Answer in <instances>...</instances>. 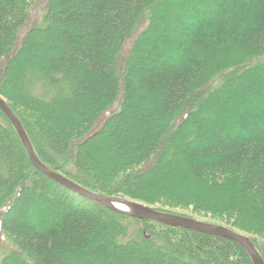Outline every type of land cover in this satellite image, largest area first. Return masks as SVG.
I'll return each mask as SVG.
<instances>
[{"label":"trees","instance_id":"1","mask_svg":"<svg viewBox=\"0 0 264 264\" xmlns=\"http://www.w3.org/2000/svg\"><path fill=\"white\" fill-rule=\"evenodd\" d=\"M38 1L0 0V96L38 160L97 195L219 220L264 262V0H177L186 20L154 36V0H47L33 17ZM103 138L100 165L90 148ZM0 233L11 243L0 264H253L233 241L52 182L1 111Z\"/></svg>","mask_w":264,"mask_h":264},{"label":"water","instance_id":"2","mask_svg":"<svg viewBox=\"0 0 264 264\" xmlns=\"http://www.w3.org/2000/svg\"><path fill=\"white\" fill-rule=\"evenodd\" d=\"M0 111L14 127L17 137L19 138L21 145L25 149L32 166L52 182L64 187L77 196L96 202L117 214L126 215L137 220H151L164 226L184 228L188 230L217 235L224 239L233 241L239 244L244 249L253 264H264L263 260L255 250V248L252 246L249 239L246 236L236 233L227 227L212 225L205 222L196 221L191 218L181 217L168 213H160L147 206L126 199L97 195L77 185L61 174L48 169L45 165H43V163L38 160L21 123L13 114L11 109L7 106L6 101L1 96Z\"/></svg>","mask_w":264,"mask_h":264},{"label":"rangeland","instance_id":"3","mask_svg":"<svg viewBox=\"0 0 264 264\" xmlns=\"http://www.w3.org/2000/svg\"><path fill=\"white\" fill-rule=\"evenodd\" d=\"M171 2L172 3H177V0H154L153 1V5L151 6V9L157 15H156V18H152L151 27H150V30H149L151 32L150 33L148 32V33H145V34L152 35V36L157 35L158 34L157 30H158L159 25L160 26L163 25L166 21H169L170 23H173V22L176 21V19H180L181 21H185L186 20L184 17L177 18L178 17L177 12H175V11H173V9H171L172 8L170 6ZM46 3H47V0H40V1L36 2L32 6L31 11H32L33 17H35L38 13H41L44 10V7H45ZM140 30L141 29L137 30L134 35L137 36V34L140 32ZM225 50H226V48L224 47V49L221 51V53L225 52ZM226 57H228V56H225V58ZM209 71H211V70H209ZM221 102L222 101L219 100L217 102L215 108H216V110L219 113H224V115H226V114H228V112H230V110L228 112H226L224 110L223 103H221ZM113 107H115L114 109H117L118 103L116 102ZM114 109H112V110H114ZM98 114H99V112L94 113V114L92 112V114L89 116L90 119L88 120L87 124H85L86 125L85 128H87V130L90 129V124L94 120H96ZM107 114L108 113H106V115ZM202 115H204V113H202ZM96 126H98V124H96ZM64 127H65V125H64ZM96 128H98V127H95L94 129H96ZM86 131H84L83 133H85ZM111 140H110V138H108V139L103 138L101 140L98 139V140L95 141L96 143L94 142L95 144L92 145V148H90V149H92V151H94V160H95L96 164L103 165L104 163H109L110 162L109 161L110 150L109 149L106 150L107 148L105 147V145L108 146L110 144ZM106 156H108V158ZM174 176H175L174 174L171 175V179H173L172 180V184H176L177 183V186H179L180 188H184V192L185 193L189 194L187 188L194 189L188 195L189 198H191L193 196L197 197V198L198 197H202V196L204 197V193H203V190H202L201 186H199L196 182L188 181L189 179L185 180V178L176 179V177H174ZM168 183L171 185V182L169 180H168ZM107 197H110V196H107ZM113 198H116V197H113ZM217 198L219 199V197H217ZM126 200H130L132 202H136L138 204H142V205L147 206V207H149V208H151V209H153L155 211H158L160 213H168V214L177 215V216H181V217L191 218V219H194L196 221L205 222V223L212 224V225H218V226H223V227H227V228L229 227V226H226L224 223H222L219 220H215V219H211L209 217H203V216H199V215H196V214H192V213H189L188 211H185V210L183 211V210H180V209L163 208V207H161L159 205H149V204H146V203H143V202H140V201H134V200L127 199V198H126ZM206 202L208 204H213V205H218V204H223L224 203V202H209V201H206ZM229 229L233 230L236 233L244 235L247 238L249 237L248 235H246L243 232H240L239 230H236L234 228H229ZM10 244H11L10 241H8L6 239V237L2 233H0V260H1V258H3L4 254L10 248V246H11Z\"/></svg>","mask_w":264,"mask_h":264}]
</instances>
